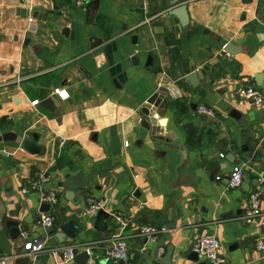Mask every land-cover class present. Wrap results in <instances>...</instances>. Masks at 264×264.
<instances>
[{
	"label": "crops",
	"instance_id": "1",
	"mask_svg": "<svg viewBox=\"0 0 264 264\" xmlns=\"http://www.w3.org/2000/svg\"><path fill=\"white\" fill-rule=\"evenodd\" d=\"M93 1L0 0V147L11 157L0 163V257L57 264L74 245L75 256L89 249L83 264H125L105 252L119 215L133 264H164L168 246L169 264H209L189 257L202 234L218 237L224 264H264L254 247L264 238V98L254 104L238 93L264 84V0H98L90 19ZM182 3L187 27L169 14ZM191 70L200 72L197 86L184 79ZM156 91L155 138L140 136L136 106ZM199 104L215 116L198 114ZM4 131L34 135L39 151L2 141ZM235 166L244 177L232 188ZM79 174L85 184L65 197L66 176ZM257 190L262 212L252 218ZM51 191L57 200L41 211ZM88 197L109 216L87 215ZM46 212L55 216L51 231L36 224ZM68 219L76 236L60 243ZM143 225L158 228L154 240L140 234ZM32 238L44 240L35 254L24 248Z\"/></svg>",
	"mask_w": 264,
	"mask_h": 264
},
{
	"label": "built area",
	"instance_id": "2",
	"mask_svg": "<svg viewBox=\"0 0 264 264\" xmlns=\"http://www.w3.org/2000/svg\"><path fill=\"white\" fill-rule=\"evenodd\" d=\"M57 95L64 99L67 97L65 90H56ZM241 99L250 101L254 104H260L264 98V84L260 87L254 85H246L239 89L238 91ZM38 100H33L31 103L33 105L37 104ZM196 112L207 117H214L215 111L212 107L205 104L197 105ZM244 177V171L241 166H235L228 175V186L235 188L239 187L242 183ZM47 176L45 174H40L38 179L33 182V187H38L41 181H45ZM264 181V178L262 179ZM25 190V189H23ZM41 199L44 202L54 204L57 200L56 194L54 191L48 193H42ZM250 209L248 211L249 216L252 218L261 214V193L260 190L253 192L249 199ZM102 203L93 198L88 197L87 205L85 208V213L87 215L94 214L97 210L102 208ZM116 222L119 224V227L116 231L112 232L107 238V245L105 252L108 257L111 259L122 260L125 264H133L128 245L123 234V229L126 226V221L123 217L116 215L114 216ZM55 223V216L53 213L46 212L40 214L36 224L43 227H52ZM158 233V228L152 225H143L140 227V234L149 237L154 240ZM22 237L26 238V235L23 233ZM44 247V240L40 238L26 239L24 243V248L29 251L30 254H35L41 251ZM220 241L218 237L214 234H202L198 236L191 244V249L204 258L209 264H224V258L219 253ZM254 247L260 254V258L264 262V238L257 237L254 241ZM75 248L74 245H68L61 249L62 254L58 259L57 264H69L73 262L75 257ZM89 254V249H85ZM7 257H0V264L6 263Z\"/></svg>",
	"mask_w": 264,
	"mask_h": 264
},
{
	"label": "water",
	"instance_id": "3",
	"mask_svg": "<svg viewBox=\"0 0 264 264\" xmlns=\"http://www.w3.org/2000/svg\"><path fill=\"white\" fill-rule=\"evenodd\" d=\"M246 3H249L251 0H243ZM98 6V0H94L92 4L89 7L90 14L89 18L91 19L94 13V10L97 9ZM170 15L175 16L178 21L180 26L182 27H187L189 23V18H188V13L186 10V4L182 3L178 5L177 7L173 8L171 11H169ZM68 31V28L64 27L63 32L66 34ZM92 39L95 41L94 44H98L101 42V39L92 37ZM230 44L225 45V50L229 51ZM138 60V57L136 55L131 57L132 63H136ZM200 76V72L198 70H191L190 72L184 74V79L187 80L189 83H191L193 86L198 85V78ZM160 97L161 93L156 91L153 92L151 95H149L143 102L138 103L136 106L137 114L139 115V120H138V129L140 136H145V133L150 131V134L153 138H155V132L157 131V118L155 117V111L157 109V106L160 102ZM46 104H49L51 101L50 99H45L43 101ZM49 106V105H48ZM50 107V106H49ZM231 115L238 117V112L234 109L230 113ZM185 127H187L185 125ZM1 139L4 142L7 141H14L15 143L18 144V147L24 151H27L29 153H37L39 151V147L36 145V137L34 135L30 134H21V133H13L10 131H4L1 135ZM246 140L247 137L244 136L242 137L241 140V145H242V151L245 154H248L250 152L249 148L246 146ZM141 142V141H140ZM142 144V143H141ZM144 150L147 152H153L152 149L149 147L144 146ZM3 147H0V163L1 161H4L3 163H10L11 157H9L6 153L3 151ZM157 156H161L166 154L165 151H156ZM234 160V155H232V158H229V161ZM2 172H0V175ZM85 179L82 177V175H77L76 177H71V176H66V179L62 183L63 187L65 188L66 194L65 197L67 198H73L74 197V191L78 188H81L85 184ZM49 209V205L46 202H42L40 206L41 211H47ZM96 216L98 217H108L109 213L103 209L100 208L99 210L96 211ZM14 226H16L17 232L19 233V227L17 223H14ZM78 224L75 223L73 219H68L66 220L62 225H60V230L58 233H56V237L58 238L59 242H64L66 240H73L76 236L75 229L78 228ZM48 231H51V228L49 227ZM78 237L83 239L84 235L81 236L78 234ZM24 241V240H23ZM26 251L20 252V254L23 256ZM172 252V247L168 246L166 248V252L158 257V259L163 262L164 264H169L170 262V256ZM18 254V253H17ZM190 258L193 260L197 261L199 258V255L196 252H193L189 255ZM88 258V252L86 250H83L82 252L78 253L74 257V261L77 264H83L86 259ZM17 264H42L40 260L33 261L29 258V256L24 255L23 257H19L16 259Z\"/></svg>",
	"mask_w": 264,
	"mask_h": 264
}]
</instances>
